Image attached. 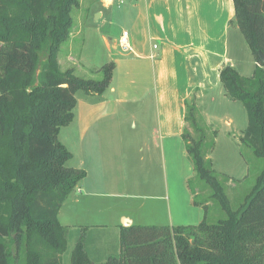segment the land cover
Segmentation results:
<instances>
[{"label":"trees","instance_id":"16d2710c","mask_svg":"<svg viewBox=\"0 0 264 264\" xmlns=\"http://www.w3.org/2000/svg\"><path fill=\"white\" fill-rule=\"evenodd\" d=\"M79 0H0V264H264V0H233L234 22L256 62L253 75L231 65L219 71L226 96L243 104L247 126L240 142L262 159L263 168L237 209L208 156L214 137L197 120L195 97L185 102L182 139L194 178L186 187L202 210L197 225L119 228L118 246L101 256L90 247V227L60 224L59 210L86 177L66 166L71 154L58 140L75 116L76 93L102 94L111 83L113 61L79 78L58 61L73 26ZM225 178L224 181H228ZM198 186L209 189L201 198ZM209 202L223 217L213 220ZM96 229V228H94ZM68 238L74 241L70 258ZM66 261V262H65Z\"/></svg>","mask_w":264,"mask_h":264},{"label":"crops","instance_id":"0c3cea01","mask_svg":"<svg viewBox=\"0 0 264 264\" xmlns=\"http://www.w3.org/2000/svg\"><path fill=\"white\" fill-rule=\"evenodd\" d=\"M116 1L79 0L78 7L72 11L73 26L69 39L58 55L60 67L62 61L65 66L70 65L74 74L78 69L83 73L81 78L89 79V72L84 71L86 65L81 67L78 61L86 44L89 16L95 13L96 4L101 3L103 10L97 11L95 21L108 25L110 30L104 32L97 27L96 35L106 47V57L114 62L115 68L109 88L102 94L76 93L74 119L62 128L71 124L76 126L79 146L93 164L92 168H85L86 177H95L94 181L104 185L124 182L127 187L147 189L146 199L154 200L157 212L165 210L163 212L167 215V224L161 226L175 227L172 199L176 207L177 190L181 188L185 192L186 180L191 173L190 169L187 170L186 145L182 139L186 126L185 102L195 97L196 102L201 103L207 94L221 88L219 71L223 66L231 65L242 76L243 69L249 64L256 65V62L248 58L246 63L241 62L239 52L243 45L234 22L233 0H119L114 7ZM115 29L118 34L113 37ZM123 31L129 33L130 50L127 53L121 52L117 43ZM143 103H150L149 106L153 103L154 118L144 117L146 106H140ZM126 104L130 106L126 108ZM135 106L140 115L138 125L146 130L143 137L139 127L143 139L138 152L145 153L148 160V177L145 176L143 181L146 183L142 185L127 177L129 166L125 171L114 157L120 148V144L116 147L114 142L119 139L121 142L119 126L123 119L119 113L122 111L125 115L130 107ZM148 123L153 125L149 133L146 129ZM61 129L58 134L60 142ZM61 143L66 147L65 142ZM81 166L84 167L83 162ZM106 171H110L109 175ZM158 188V193L154 194ZM194 208L199 209L198 213L194 212V218L201 221V208ZM126 219L135 225L133 219L122 217L123 221ZM118 226L122 223L109 229H92L90 244L101 241L105 230L110 231L113 240H118ZM97 246L93 248L99 252Z\"/></svg>","mask_w":264,"mask_h":264},{"label":"rangeland","instance_id":"374dc122","mask_svg":"<svg viewBox=\"0 0 264 264\" xmlns=\"http://www.w3.org/2000/svg\"><path fill=\"white\" fill-rule=\"evenodd\" d=\"M118 1L115 2L114 7ZM93 10L95 13H91L89 16L87 23L89 30L85 32L86 44L79 57L80 61H78V64L81 67L82 65H86L84 71L89 72L88 75L90 76L87 78L98 81L102 78V73L94 71L110 61L106 57L108 54L107 50H104L106 47L102 41H99L96 35V28L100 27V30L104 32H109L110 28L108 25L104 26L95 21V15L98 14L97 11L103 10L102 4L97 3ZM237 31L243 45L239 54L245 57L240 56L241 62L246 63L247 58L248 60L250 59V61H254V57L242 34L239 30ZM112 34L113 37H116L118 30L115 29ZM64 48L65 46L61 48L60 53H62ZM63 64L64 62L62 63L61 61L62 70L70 68V65L65 66V64ZM246 68L248 69L246 70ZM254 68L255 65L249 64L248 67L246 66L243 69L242 76L247 78L251 77ZM82 74L81 71H78V69L76 70L75 75L77 77L81 78L83 76ZM224 93L222 87L218 88L207 94L201 103H197V108L199 109L197 120L199 125L205 129L204 131L207 137L211 138L212 134L215 133L214 147L208 158L211 161L212 168L218 176V179L224 183V190L229 198L232 209H237L245 195L253 187L256 177L263 168V161L262 159L256 158L250 148L241 145L240 138L247 126V114L241 102L230 99ZM76 97L77 95L75 98ZM149 104L150 103H143L140 106H146L144 117L151 119L155 117V108L153 103H151L152 106H149ZM127 105L128 104L124 106L128 108L130 105ZM136 108V106L130 107L129 112L125 115L122 111L119 113V116L123 119L119 126L121 127L119 129L121 142L120 139L114 142L116 147L120 144V148L117 150L118 155H114V157L116 156L115 159L116 161L118 160L120 167H125V171L126 166H129V170L126 171L127 177L130 176L133 181L144 184L146 181L144 182L143 179L145 180V176L148 177L146 172L148 160L145 153L141 154L138 152V148L142 146L141 139H143L140 133L142 132L144 137L146 130L138 125L140 115ZM151 125L150 123L146 124L148 133ZM139 127L141 128V132ZM75 129V124H71L66 128H62L59 136L61 142L67 144L66 148L71 154L70 159L66 162V166L75 169H83L86 172L85 168L87 166L92 168L93 164H90L88 156H86L83 148L79 146V141L75 135ZM186 129L193 137H198L188 124H186ZM115 131L116 130H114V132ZM121 143L123 148L121 147ZM88 146V143H86V147ZM185 159L188 164L187 170H191L189 178H194L193 180L196 184L198 180L193 174L192 164L187 154H185ZM81 162H83L84 167L81 166ZM129 164H131L133 169ZM142 170L145 174L144 178H142ZM109 173L110 171H106L107 175H109ZM132 174H134V176H132ZM93 178H84L80 185L64 202L58 214L61 225L74 229L90 227L93 229L96 228L94 230L98 231L99 229H109L122 223V217L133 219L135 225L161 226L167 224V215L163 212L165 210L162 209L163 211L157 212L156 202L146 199L145 196L149 194L145 192L147 189L141 187H127L124 182H120L116 185H104L103 183L94 181ZM225 178L229 180L224 181ZM158 190L159 188L154 194H157ZM196 191L200 193L201 198L209 194V189L204 188L202 190V186H198ZM121 194L123 195L120 196ZM190 200L191 196L189 191L185 188L184 192L181 188H178L176 207H174L173 199L171 203L172 223L175 227L194 225L200 221V219L197 220V218H194L199 209L190 205ZM208 206L213 220H216L218 217H223V213L215 203L209 202ZM149 208L155 212L151 211ZM194 212L196 213L194 214ZM109 233L110 231L105 230L103 235H101L103 236L101 241H97L98 243L96 242L94 245H90L91 248L98 245L97 247H99L101 256H103V254H111L114 252L115 248L117 249L118 240H113L115 238H113V235H109ZM73 244L74 241L68 238V251L64 254L63 259L67 257L68 259L70 258Z\"/></svg>","mask_w":264,"mask_h":264},{"label":"built area","instance_id":"2783aa9c","mask_svg":"<svg viewBox=\"0 0 264 264\" xmlns=\"http://www.w3.org/2000/svg\"><path fill=\"white\" fill-rule=\"evenodd\" d=\"M117 43H118V47L121 50V52H123V53L129 52V50H130L129 33L126 31H123L120 34V36L117 40ZM154 47H156V46H154Z\"/></svg>","mask_w":264,"mask_h":264},{"label":"water","instance_id":"95a60500","mask_svg":"<svg viewBox=\"0 0 264 264\" xmlns=\"http://www.w3.org/2000/svg\"><path fill=\"white\" fill-rule=\"evenodd\" d=\"M259 57H260V60H261V62L263 64V68H264V56L262 54H259ZM130 226H132L131 223H130V220L126 219V220H124L122 222V227L127 228V227H130Z\"/></svg>","mask_w":264,"mask_h":264}]
</instances>
